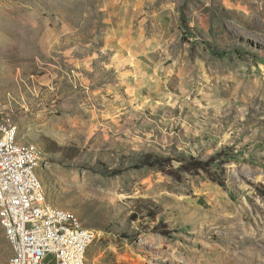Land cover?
Listing matches in <instances>:
<instances>
[{
    "label": "rangeland",
    "instance_id": "1",
    "mask_svg": "<svg viewBox=\"0 0 264 264\" xmlns=\"http://www.w3.org/2000/svg\"><path fill=\"white\" fill-rule=\"evenodd\" d=\"M248 1L0 0V104L42 149L50 200L93 230L87 264H264V0Z\"/></svg>",
    "mask_w": 264,
    "mask_h": 264
},
{
    "label": "built area",
    "instance_id": "2",
    "mask_svg": "<svg viewBox=\"0 0 264 264\" xmlns=\"http://www.w3.org/2000/svg\"><path fill=\"white\" fill-rule=\"evenodd\" d=\"M38 144L0 104V221L13 248L8 264H87L94 232L47 195Z\"/></svg>",
    "mask_w": 264,
    "mask_h": 264
},
{
    "label": "trees",
    "instance_id": "3",
    "mask_svg": "<svg viewBox=\"0 0 264 264\" xmlns=\"http://www.w3.org/2000/svg\"><path fill=\"white\" fill-rule=\"evenodd\" d=\"M207 161L205 159H197L194 157H191L186 160L188 164L192 165L191 169H206L205 167L207 166Z\"/></svg>",
    "mask_w": 264,
    "mask_h": 264
},
{
    "label": "bare ground",
    "instance_id": "4",
    "mask_svg": "<svg viewBox=\"0 0 264 264\" xmlns=\"http://www.w3.org/2000/svg\"><path fill=\"white\" fill-rule=\"evenodd\" d=\"M230 1V0H229ZM248 1V0H247ZM232 2H233V0H232ZM248 2H250V1H248ZM248 4V3H247ZM252 6L251 7H254L255 6V3H253L252 2V0H251V3H250ZM250 6V5H249ZM235 10V9H234Z\"/></svg>",
    "mask_w": 264,
    "mask_h": 264
}]
</instances>
